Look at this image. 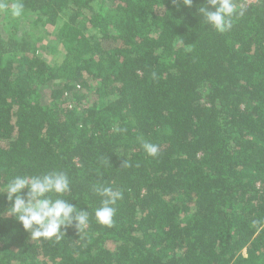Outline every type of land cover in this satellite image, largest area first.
<instances>
[{"label":"trees","instance_id":"16d2710c","mask_svg":"<svg viewBox=\"0 0 264 264\" xmlns=\"http://www.w3.org/2000/svg\"><path fill=\"white\" fill-rule=\"evenodd\" d=\"M19 2L0 11V186L63 170L90 221L33 239L0 193V264H264V0H234L223 33L207 0ZM48 27L59 64L24 31ZM99 184L123 193L112 227Z\"/></svg>","mask_w":264,"mask_h":264},{"label":"clouds","instance_id":"9594fccd","mask_svg":"<svg viewBox=\"0 0 264 264\" xmlns=\"http://www.w3.org/2000/svg\"><path fill=\"white\" fill-rule=\"evenodd\" d=\"M183 5L191 7L193 0H182ZM7 10L13 18L24 14L22 2H13L9 8L0 0V11ZM204 22L217 32L223 33L233 26V18L242 13L237 11L234 0H207L198 8ZM142 147L149 156H156L158 147L143 142ZM69 175L59 169H52L40 174L15 175L3 186L0 193L5 194L9 204L6 215L13 217L33 239H62V229L75 226L77 232H83L89 225L90 213L69 202L64 197L71 193ZM94 192L101 197L100 204L93 215L100 225L112 227L116 214L115 205L122 199L119 189L103 184L95 185Z\"/></svg>","mask_w":264,"mask_h":264},{"label":"rangeland","instance_id":"374dc122","mask_svg":"<svg viewBox=\"0 0 264 264\" xmlns=\"http://www.w3.org/2000/svg\"><path fill=\"white\" fill-rule=\"evenodd\" d=\"M248 1L253 2L255 0ZM24 31L30 35L32 40L35 41V39H37V42H35V47L39 55L42 56L46 61H48L50 64H59L62 61V47L61 45L57 44L55 38L53 35H51L53 31L50 27L47 29L48 34H45L43 31L40 32L37 29L30 28H26ZM46 45L51 46V48L46 49Z\"/></svg>","mask_w":264,"mask_h":264}]
</instances>
